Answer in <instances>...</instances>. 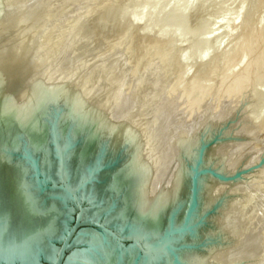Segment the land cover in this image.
<instances>
[{
    "label": "rangeland",
    "instance_id": "1",
    "mask_svg": "<svg viewBox=\"0 0 264 264\" xmlns=\"http://www.w3.org/2000/svg\"><path fill=\"white\" fill-rule=\"evenodd\" d=\"M4 1L5 3L2 2L4 7L11 6L15 2V5L18 4L17 6L13 4L15 8L11 6L14 10L8 9L12 16L18 15L15 11L23 12L27 7L28 10L31 9V13L43 17L37 20L35 18L37 15L34 16L28 10L23 13L18 11L19 14L21 13L19 16L23 17L21 19L18 16V19L22 20L20 21V30L21 28L22 30L18 31L19 38L23 33L21 39L25 38L27 43L24 45L28 47L25 49L30 56L33 55L32 57L38 51L41 53L40 56L39 54L36 55L38 57L35 56L36 59L35 57L32 59L36 60L34 62L43 63L37 81L44 90L48 87L46 91L50 92L49 84L57 85H52L55 81L59 83L57 87L78 88L80 92H84L83 94L90 95L88 97L84 95L88 98V101L86 99L84 102L87 105H98L101 112L105 104L109 103L107 101L110 98L106 97L110 96L107 94L110 93L113 102L110 104V101V108L108 107L111 112H107L109 117L112 116L110 119H113L114 123L119 119L120 123L115 124L116 126L120 128L122 124L126 126L134 122L132 126L136 125L140 129L150 122V125L147 124L149 127L140 129L141 136L144 134L142 140L137 132L139 130L135 132L138 134L139 142L144 140L143 144L138 143L137 148L142 150L146 148L147 151H144L151 156L157 150L158 156L154 153L152 158L157 161L153 160L157 165L154 166V170L156 174L159 172L160 177L163 175L159 178L162 181L157 179L158 181L155 182L156 185L160 184L156 186L158 189L162 188L161 184H164L169 177L170 184H173L171 177H174L173 172L175 173L179 167L175 164L177 161L181 167L183 166V171L186 170L185 164L188 161L184 160L183 156L192 155V159L196 158L198 149L204 148V153L208 151L207 156L210 157V150L217 148L215 150L221 157L216 153L206 161L207 165L206 162L204 163L206 165L204 167L225 177H234L224 186L225 188L223 187L226 191L218 186L221 191L218 197L221 196L223 201L230 199L231 209L227 213L230 218L234 215L231 219L237 226L228 216L226 218L234 226L237 239L235 247L228 251V255L218 254L221 255L219 257L221 259L216 256L213 262L214 264H264V0H31L32 5L28 4L29 0H23L25 3H22V0H15L10 4L9 2L13 0ZM19 4L22 8L26 6L25 10L22 8L15 10L20 8ZM47 18L52 20L48 21ZM41 19L45 20L41 21ZM51 21L53 24L49 23ZM48 23L52 25L51 29L48 28ZM23 26L29 29L25 31ZM32 26L39 28L33 29ZM55 28L62 31L58 29L64 41L59 40L60 33L58 34ZM54 29L58 35L53 34ZM30 31L33 34H30ZM27 32L29 36L25 35ZM50 35L54 39L50 38ZM30 37L36 38L37 41L32 40V42L29 40ZM47 37L49 40L46 39ZM44 41L49 43L41 44ZM55 43L62 49L57 46L54 48ZM46 45L50 46V51ZM56 49H60L61 52ZM31 51H34V54L30 53ZM44 51L46 58H42L45 57L42 56ZM53 53L57 55L56 59ZM43 59L45 61H42ZM49 61H52V66ZM53 66L54 70L50 69ZM42 72H45L44 81L48 78L49 81L45 83L49 86L41 82ZM65 78L67 81H63ZM87 83L88 87L90 85L89 88ZM93 87L98 88V91ZM111 90L114 91L113 96L116 99L112 96ZM123 93H129L128 100H124L121 96ZM98 94L106 96L102 99L106 98L107 101L102 100V96L97 97ZM136 98L138 101L134 102ZM129 99H133V102ZM126 101L131 102L128 107ZM139 102L147 106L145 107L143 103L138 106ZM132 103L135 107L134 104L131 105ZM107 106L105 111L109 110ZM143 106L145 108H141ZM138 111H141L140 114ZM126 113L128 114L125 115ZM105 116L103 123L109 119ZM150 128L151 130H147ZM135 132L133 135H136ZM180 140H186V143L190 141L192 146L197 142L198 147L190 154V150L184 153L180 151ZM147 144L148 147H145ZM140 145L142 148L138 147ZM151 147L156 149L154 148L155 151L150 153ZM219 149L222 152L217 151ZM174 152L178 157L177 160H173L176 161L173 165L169 160L172 158L170 154H175ZM155 157L158 159L156 160ZM161 157L163 162L160 160ZM162 172L163 174H160ZM168 180L166 184H169ZM162 186L164 190L165 186L168 187L165 195L172 190L169 189L171 185ZM159 191L157 192H164L163 189ZM214 202L213 205L218 202L217 199ZM85 207L88 206L85 204ZM206 210H198L194 222L192 221V226L198 224L194 228L197 238L194 241L188 240L187 244L207 246L212 243L213 237L205 235L204 232L210 226L209 220L204 218L205 213L209 211ZM218 212L217 208L215 213ZM200 224L206 226L204 231ZM77 249H79L77 246H72L67 256L71 257ZM225 256H230L232 261L224 263Z\"/></svg>",
    "mask_w": 264,
    "mask_h": 264
},
{
    "label": "water",
    "instance_id": "2",
    "mask_svg": "<svg viewBox=\"0 0 264 264\" xmlns=\"http://www.w3.org/2000/svg\"><path fill=\"white\" fill-rule=\"evenodd\" d=\"M42 108L36 123H22L13 112L0 116L2 242L19 239L46 218L47 213L23 208L18 184L35 209L45 211L50 204L56 208L54 235L41 231L33 238L39 242L34 245V264H67L72 246L79 248L73 253L86 257L89 264H198L201 250L223 242L208 219L223 201L219 196L213 207V203L208 206L211 210L205 208L209 229L204 231L206 226L200 224L205 235L213 237L212 243L187 244L197 238L194 228L198 224L192 226V221L200 210L203 179L228 183L234 178L204 167L208 153L204 148L198 149L196 158L183 156L188 175L174 199L151 222L137 212L134 199L144 174L133 162L127 140L113 143L103 123L90 124L79 109H68L64 102L46 101ZM22 110L27 117L34 116L32 108ZM191 147L189 154L198 146L195 142ZM93 208L98 209L95 214L90 213ZM115 212L117 218L110 219ZM80 234L94 237L77 243ZM50 248L52 259L47 262L44 253Z\"/></svg>",
    "mask_w": 264,
    "mask_h": 264
},
{
    "label": "bare ground",
    "instance_id": "3",
    "mask_svg": "<svg viewBox=\"0 0 264 264\" xmlns=\"http://www.w3.org/2000/svg\"><path fill=\"white\" fill-rule=\"evenodd\" d=\"M0 1H2V0H0ZM17 1H20V0H17ZM23 1V0H22ZM31 0H29L28 2V4H30V5H32V3L30 2ZM2 2H4L5 3V1L3 0ZM2 2H0V3H2ZM13 3V2H15V0H13V1H10L9 2V4L10 3ZM18 3V2H17ZM22 3H25V1H23ZM21 3V4H22ZM27 3V2H26ZM14 5L16 4V2L15 3H13ZM13 4L11 5V6H13ZM2 5L3 6H1L0 5V116L1 115H3V114H6V113H8V112H13V116L15 117V119H18V118H21L22 119V123H25V122H30V123H36L37 122V119L39 118V115L42 113V110H43V108H42V105H43V103L44 102H46V101H52V102H55V101H61V102H64L65 103V105L67 106V108L69 109V108H71V106H73V109L74 110H76V109H79L80 111V114H82L83 113V115H84V117H85V119L90 123V124H92V123H94V124H99V123H103L105 120H104V116H105V114H106V118L107 117H109V112H107V111H110V104H112V102H113V98L112 97H110L111 96V94L110 93H107V94H109L110 96H108L107 94H105V95H107L108 97H106V96H104V97H106V98H110V100H105V99H102V98H104L103 96H102V94H104L103 92H102V94H101V96H99L100 94H98L97 95V97H101V99L102 100H105V102L107 101V102H109L110 103V101H111V103L109 104H105V107H106V105H108L107 106V109H109V110H106L105 111V107H103L104 109H103V111L101 112L99 109H98V105L96 106L95 104L93 105L92 103H90V104H92V105H87L84 101H86V99H87V101H88V98H86V97H88V96H90V95H86V94H83L82 92H80L79 91V89L77 88H74V89H69V87L68 88H65V87H57V85L59 84L58 83V81L56 82L55 81V83L53 82V81H51V83H52V85L53 84H57V85H53V86H51V84H49L50 85V87H49V91L50 92H47L46 90H47V88L45 87L46 85H47V83H45V81H47V79L44 81V73L42 74L43 75V81H41V82H43V85L44 84H46L44 87H45V89L46 90H44L40 85H39V83H38V81H37V79H38V73H39V71L41 70V68L43 67V63L41 62V61H38V62H34V61H36V60H34L33 61V59L32 58H34L36 55H38L39 54V56H40V54L41 53H39V51H38V53L34 56V57H32L33 55H31L30 56V54H29V52H27L28 50L27 49H25V48H28L27 46H25L24 45V43L26 44L27 42H25V38H24V40H22L23 38V33L21 34L22 35V37H20L19 38V35H20V31L22 30V28H21V30H20V24H21V22L20 21H22L21 19L23 18L22 16H19V15H21V13H23V12H25V11H27L28 10V8L26 7H23L22 8V6L20 5V8H16L15 10H17V9H21L22 8V10L24 9L25 11H23V12H21V10L19 11V12H21L20 14H19V12L18 11H15V12H17V16H12V14H10L8 11L9 10H14V9H11L12 7L11 6H8V5H6L5 7H4V4L2 3ZM18 5V4H17ZM17 5H15V6H17ZM26 5V4H25ZM169 5V4H168ZM15 6H13L14 8H15ZM3 7V8H2ZM9 7V8H8ZM6 10H5V9ZM9 9V10H8ZM33 10V9H32ZM29 11V13H31L32 11H31V9L30 10H28ZM31 11V12H30ZM8 12V13H7ZM27 13V12H26ZM31 14H33L34 16L35 15H37V14H34V13H31ZM25 15V14H24ZM151 15V14H150ZM18 16H19V18H21V19H18ZM27 16V15H26ZM25 16V17H26ZM30 16V15H29ZM34 16H32V17H34ZM37 16H39V15H37ZM37 16H35V18L37 19V20H40V17H42V16H39V19H38V17ZM152 17V16H151ZM43 18V17H42ZM17 19V20H16ZM34 19V18H33ZM32 19V20H33ZM48 19V18H47ZM51 18H49L48 19V21L50 20ZM186 19V18H185ZM37 20H36V22H37ZM44 21L45 19H41V21ZM52 20V19H51ZM26 21V20H25ZM30 21V23H31V20H29ZM34 21V20H33ZM41 21H38V22H41ZM47 21V20H46ZM137 21V20H136ZM24 22V21H23ZM35 22V23H36ZM30 23H27V24H30ZM34 23V22H33ZM33 23H31V24H33ZM49 23H52L53 24V21H51V22H49ZM48 23V24H49ZM137 23V22H136ZM47 24V23H46ZM146 24V23H145ZM33 25H35V24H33ZM40 25V24H39ZM42 25H44V23H42ZM51 24H49L48 25V28H52V25H51V27H49ZM149 25V24H148ZM22 26V25H21ZM27 26V25H26ZM29 26V25H28ZM147 26V25H146ZM24 27V26H23ZM33 27V26H32ZM36 27H38L39 28V26H36ZM36 27H33V29L34 28H36ZM54 27V26H53ZM25 29V31H26V29H29V28H27V27H24ZM31 28V27H30ZM45 28H46V25H45ZM157 28V27H156ZM161 28V27H160ZM32 29V30H33ZM43 30H44V27L42 28ZM56 29V28H55ZM55 29H54V32H53V34L55 33V34H57L58 33V29L59 28H57L56 29V31H57V33L55 32ZM62 29H64V27L62 28ZM20 30V31H19ZM40 30V29H39ZM38 30V31H39ZM47 30V29H46ZM49 30V29H48ZM66 30V29H65ZM161 30V29H160ZM19 31V32H18ZM24 31V32H25ZM37 31V32H38ZM59 31H60V29H59ZM33 32H35V30L33 31ZM33 32H31L30 31V34L32 33L33 34ZM49 32V31H48ZM47 32V33H48ZM60 32H62V31H60ZM59 32V33H60ZM66 32V31H65ZM28 33L29 32H27V34H25V35H28ZM41 33H42V31H41ZM45 33H46V31H45ZM58 33V34H59ZM36 34H38V33H36ZM49 34H50V32H49ZM54 34V35H55ZM57 34V35H58ZM63 34H64V30H63ZM47 35V34H46ZM56 35V36H57ZM60 35V38H59V40L62 42V35H61V33L59 34ZM151 35H153V34H151ZM29 36V35H28ZM27 36V37H28ZM37 36H39V34L37 35ZM42 36V35H41ZM45 36V35H44ZM47 36H49V35H47ZM51 36V35H50ZM64 36V35H63ZM26 37V38H27ZM34 37H36V36H34ZM40 37V36H39ZM55 37V36H54ZM58 37V36H57ZM22 38V39H21ZM32 37H30V39L29 40H35V41H37L36 40V38L35 39H31ZM50 38H53L52 36L50 37ZM21 39V40H20ZM46 39H48V37L46 38ZM46 39H43V40H46ZM54 39V38H53ZM28 40V41H29ZM42 40V39H41ZM49 40V39H48ZM47 40V41H48ZM51 40V39H50ZM55 40H56V38H55ZM58 40V41H59ZM31 41H30V44H31ZM46 41V43H49V42H47ZM57 41V42H58ZM64 41V40H63ZM33 42V41H32ZM56 42V43H57ZM45 43V41H44V43H41V44H46ZM53 43V42H52ZM56 43L54 44L55 46H53L54 48L57 46L56 45ZM60 42H58V44H59ZM37 43L35 42V45H36ZM50 44H51V41H50ZM62 44V43H61ZM32 45V44H31ZM30 45V46H31ZM52 45V44H51ZM60 45V44H59ZM25 46V47H24ZM29 46V45H28ZM40 46V45H39ZM47 47H48V45H46ZM45 46V47H46ZM61 46V45H60ZM60 46H57V48H60ZM65 46V44H63L62 45V47H64ZM41 47V46H40ZM50 47V46H49ZM49 47L47 48L49 51H50V49H49ZM52 47V46H51ZM54 48L52 49V50H54ZM36 49H37V47H36ZM46 49V48H45ZM60 49H62V48H60ZM60 49L58 50V49H56L58 52L60 51ZM42 50V49H41ZM47 51V50H46ZM49 51H47L48 53H49ZM34 51H31L30 53H32V54H34L33 53ZM61 52V51H60ZM57 54V53H56ZM61 54V53H60ZM195 54V53H194ZM204 54V53H203ZM213 54V53H212ZM46 54H45V51H44V53L42 54V56H45ZM51 55H52V52H51ZM53 55H54V53H53ZM47 56V55H46ZM46 56L45 57H42V58H46ZM50 56V55H49ZM55 56V59H56V56L57 55H54ZM202 56V55H201ZM205 56H206V54H205ZM36 57H38V56H36ZM36 57H35V59H36ZM52 58H53V56H52ZM59 58V57H58ZM195 58V57H194ZM39 59V58H38ZM37 59V60H38ZM60 59V58H59ZM202 59H204V58H202ZM48 60H49V58H48ZM50 60H51V58H50ZM53 60V59H52ZM42 61H45L44 59L42 60ZM57 62H60V60L58 61V60H56ZM50 62V61H49ZM48 62V63H49ZM52 62V61H51ZM51 62H50V65L52 66V64H51ZM55 62V61H54ZM49 65V66H50ZM55 65V64H54ZM59 65H60V63H59ZM46 66V65H45ZM48 66V67H49ZM56 67H58L57 65H56ZM51 68H53V70H54V66L53 67H50V69ZM47 69V68H46ZM43 70V69H42ZM45 70V69H44ZM56 70V69H55ZM58 70V69H57ZM46 71V70H45ZM54 72V71H53ZM57 72V71H56ZM55 72V73H56ZM52 73V72H51ZM50 72H49V74H51ZM46 75H47V73H46ZM54 75V74H53ZM56 75V74H55ZM90 75V74H89ZM52 76V75H51ZM52 77H54V76H52ZM52 77H50L49 76V78H51V80H52ZM67 77V76H66ZM84 77V80H85V76H83ZM83 77H79V78H83ZM89 77V76H88ZM45 78H46V76H45ZM68 78H70V76H68ZM72 78V77H71ZM55 79V78H54ZM62 79V78H61ZM63 79H64V77H63ZM49 81V80H48ZM47 81V82H48ZM62 80H60V82H61ZM63 81H67V79L65 78V80H63ZM73 80H71V82H72ZM82 81V80H81ZM87 82V81H86ZM86 82H83V83H86ZM90 82V81H89ZM65 83V82H64ZM61 84V83H60ZM89 84H91V83H89ZM49 85H47V86H49ZM86 85V84H85ZM70 86V85H69ZM77 86H78V84H77ZM82 86H84V84H82ZM87 87H88V83H87ZM89 87H90V85H89ZM88 87V88H89ZM92 87V86H91ZM82 88H86V87H82ZM87 88V89H88ZM93 89H95L94 87H93ZM83 90V89H82ZM95 90H97L98 91V88L97 89H95ZM89 91V90H88ZM97 91H96V93H97ZM86 92V91H85ZM92 92V91H91ZM94 92V96L96 95L95 94V91H93ZM111 93H112V96L113 95H115V94H113L114 93V91L113 90H111ZM115 93H117V92H115ZM143 92H141V94H142ZM87 94H89V92L87 93ZM140 94V93H139ZM84 95H86V97L84 96ZM92 94H91V96H93ZM143 95V94H142ZM93 96V97H94ZM121 96H123L124 97V100H128V98H129V93H123ZM113 97H115V96H113ZM118 97V96H117ZM143 99H144V97L143 96H141ZM98 98V99H99ZM111 98H112V100H111ZM119 98V97H118ZM117 98V99H118ZM139 98H140V96H139ZM115 99H116V97H115ZM120 99V98H119ZM142 99V100H143ZM93 101V99H89V101ZM130 100V99H129ZM136 100L138 101V99L136 98L135 99V101L134 102H136ZM141 99H139V101H140ZM95 101H96V99H95ZM98 101V100H97ZM101 101V100H100ZM99 101V102H100ZM130 101H132L133 102V99L132 100H130ZM145 101V100H144ZM143 101V102H144ZM146 101H148V99H146ZM145 101V102H146ZM22 102V103H21ZM99 102H97V103H99ZM101 102H103V101H101ZM126 102H128V101H126ZM142 102V103H143ZM144 102V103H145ZM88 103V102H87ZM96 103V104H97ZM125 103V102H124ZM129 103H131V102H128V104H126L127 105V107H128V105H129ZM142 103H138V106H140L139 104H141V105H143ZM101 104V103H100ZM104 103H102L101 105H103ZM116 104H117V100H116ZM133 104L134 103H132L131 105L133 106ZM137 104V103H136ZM146 104V103H145ZM145 104H144V106H145ZM118 105V104H117ZM123 105V104H122ZM112 106V105H111ZM141 107V108H145V107ZM109 107V108H108ZM122 107H124V105L122 106ZM134 107H135V104H134ZM31 109L32 108V112L31 113H33L34 114V116L33 117H27V111L26 110H22V109ZM136 108H137V106H136ZM140 108V107H139ZM139 108H138V110H139ZM72 109V110H73ZM112 109V108H111ZM118 109H119V107H118ZM122 109V108H121ZM135 109V108H134ZM117 110V109H116ZM115 110V111H116ZM132 110V109H131ZM144 110H146V109H144ZM113 111V110H112ZM126 111H128V110H126ZM125 111V112H126ZM111 112V111H110ZM117 112V111H116ZM132 112H135V111H132ZM131 112V113H132ZM139 112V113H138ZM137 113L138 114H140V112L141 111H138ZM143 112H145V111H143ZM103 113V114H102ZM105 113V114H104ZM115 113V112H114ZM114 113H112V114H114ZM120 112H118V114H119ZM122 113V112H121ZM145 113H148V111L147 112H145ZM128 113H126L125 115H127ZM134 114H136V113H134ZM132 115V114H131ZM141 115H142V113H141ZM148 115V114H147ZM25 116H26V118H25ZM118 116V115H117ZM120 116H122V115H120ZM124 116V115H123ZM130 116V115H129ZM133 116V115H132ZM140 116V115H139ZM138 116V117H139ZM145 116V115H144ZM112 116H110L109 117V119L107 120V122L106 123H103V126L105 127V133L107 134V135H110V139L112 140V142L114 143L115 141H120V140H124V139H126L127 140V142H128V144H129V147H130V151L132 152V154H133V162H135V164L137 165V166H139L140 167V169H141V172H143V174H144V176H143V178H142V180H140V182H139V185H138V188H139V191H138V194H137V197L134 199L135 200V202H136V208H137V212H139V214H141V215H144L145 217H148V218H150L151 220V222H155L156 221V218H157V215H159V212H160V209L162 208V206L165 204V205H167V204H169L173 199H174V197L176 196V194H177V190L179 189V187H180V184H182V179H184L185 177H187V175H188V173H187V169L185 170V171H183V166L181 167V165L179 164V162L177 161H173V160H177V158L176 157H178V156H176L177 154L175 153V152H177V151H175L174 153L175 154H170L171 156H172V158L169 160V161H171V164L173 163V165H174V163L176 164V166H178L179 165V167H177V169H178V171H177V169H176V171H177V176H175L176 174V171H175V173L173 172V174H174V177H171L172 178V182H173V184L171 183L170 184V177L168 178V179H170V180H168L169 181V184L167 183H165L166 181H164V184L165 185H171V186H169V189H172V190H169V192L167 193V195H165L166 194V190H168V187L167 186H165L166 187V189L164 190V186H162V185H164V184H161V187H159V188H161V189H163V191L165 192H162V193H158L157 191H159V190H161V189H158L156 186H160V184L159 185H156V181H158L157 179H159V178H162V176L163 175H161V177L159 176V172L156 174L155 173V167L157 166V165H155V163H153V160L155 161V159H152L154 156H153V154L155 153V154H157L156 153V151H155V149H156V147H154L153 149H152V147L151 148H149L150 149V153L151 152H153V151H155V152H153V154H152V156H151V154H146L147 152H145V151H147V150H142V149H139V148H137V145H139L138 143H142L143 144V142H144V140L143 141H141L142 140V136L144 135L142 132V136H141V134H140V129H144L143 127H145V126H147V127H149L148 125H150V122H149V124L147 125H144L142 128H137L136 127V125L134 126V127H136L135 129H134V127L132 126L133 124H134V122H133V124L131 125V124H126V126H124L123 124H122V126L119 128L118 126H116L115 124H118V123H120V121H116V123H114L115 121L112 119H110ZM115 117V116H114ZM147 117V116H146ZM126 118V117H125ZM133 117H131V119H132ZM139 118H141V117H139ZM144 118V117H143ZM121 119V118H120ZM128 119H129V117H128ZM130 119V120H131ZM127 120V119H126ZM129 120V121H130ZM139 120H142L143 121V119H139ZM146 120V119H145ZM121 121H122V119H121ZM131 121H133V120H131ZM137 121V117H136V119H135V122ZM140 122V121H139ZM123 123V122H122ZM136 124H137V122H136ZM120 125V124H119ZM131 128H133V129H131ZM146 128V127H145ZM132 130H134V131H132ZM135 130L137 131V130H139V131H137L139 134H140V141L141 142H139V140H138V134H137V132H135ZM141 130V131H142ZM147 130H151V128L150 129H147ZM134 132H135V134L137 135H133L134 134ZM144 132H146V131H144ZM109 133V134H108ZM148 133H150L149 131H148ZM146 134V133H145ZM133 135V136H132ZM147 136V135H146ZM147 137H149V134H148V136ZM144 139H145V137H143ZM189 139V138H188ZM190 140H192V139H190ZM149 141V140H148ZM147 141V143H149ZM188 141V140H187ZM195 141V140H194ZM180 151L182 150V152H184V153H186V152H188L189 150H191V146H192V144L190 143V141L189 142H187L186 143V140H183V141H181L180 140ZM197 143V142H196ZM151 144V143H150ZM151 146H153L152 144H151ZM138 147H141L142 148V145H140V146H138ZM145 147H148V144L145 146ZM225 147V146H224ZM216 148V147H215ZM215 148H213V150H210L211 151V154H210V157H209V155L207 156V154H205V160L206 161H209L210 159L209 158H211V157H213V156H215V154L217 153L216 152V150H215ZM219 148V147H218ZM221 148H222V146H221ZM148 149V150H149ZM151 149H152V151H151ZM217 149V148H216ZM223 150H225V149H223ZM217 151H220V152H222L221 151V149H219V150H217ZM225 152V151H224ZM148 153H149V151H148ZM168 154V155H169ZM178 154H179V152H178ZM218 155H219V153H217ZM224 154V153H223ZM166 155H167V153H166ZM157 156H158V154H157ZM181 156H182V154H181ZM180 156V157H181ZM220 156V155H219ZM226 156V155H225ZM165 157V156H164ZM167 157V156H166ZM221 157V156H220ZM224 157V156H223ZM156 158V160L158 159L157 157H155ZM169 158H170V156H169ZM227 158V157H226ZM225 158V159H226ZM182 158H179V160H181ZM161 161H162V157H161V159H160ZM161 161H158V163H161ZM165 161V160H164ZM205 161V162H206ZM155 162H157V161H155ZM163 162V161H162ZM168 162V161H167ZM183 162V161H182ZM165 163H166V161H165ZM169 163V162H168ZM226 163V162H225ZM157 164V163H156ZM163 164V163H162ZM162 164H161V166L160 167H162ZM208 164V162H206V165ZM158 165H160V164H158ZM205 165V164H204ZM155 166V167H154ZM165 166H166V164H165ZM226 166V165H225ZM164 167V166H163ZM223 168V167H222ZM165 169V168H164ZM143 170V171H142ZM159 170V169H158ZM163 171V170H162ZM156 172H157V170H156ZM151 174H153V175H151ZM160 174H163V172L162 173H160ZM166 174V173H165ZM171 175V174H170ZM158 177V178H157ZM166 179V178H165ZM162 181V179H159V181ZM208 180V181H207ZM154 183H155V187H154ZM158 183H160V182H158ZM225 185H228V183H220V182H216V181H214V180H211L210 178H208V177H205L204 179H203V181L201 182V188H200V196H201V198H200V210H204L205 208H207L212 202H213V200L214 199H216L217 197H218V195H219V193L221 192L220 190H219V188H218V186H220V187H222V189H224L225 187ZM231 186V185H230ZM224 187V188H223ZM18 189H19V197L21 198V204H22V206H23V208L24 209H27V210H29V211H31V212H35V213H40V214H42V213H47L46 214V218L44 219V221H43V224L42 225H40V226H38V227H35L31 232H29V233H27L26 235H23V236H21L19 239L17 238V239H15V240H13V241H11V242H2L1 240H0V263H3V264H13V263H17V264H34L33 263V259H34V255H35V253H34V245H35V243L36 244H38L39 242H37V241H35V239H33L34 237H35V235H36V233L37 232H41V231H44L45 233H46V235L47 236H52V235H54L53 233L55 232V230H57V225H55V223H54V220H53V213L55 212V210H56V208H55V206H53L52 204H50L49 206H47V208H46V210L45 211H41V210H38L37 208L35 209V207H34V205H33V201L30 199V197L26 194L27 192H24L23 190H22V187L20 186V184H18ZM158 189V190H157ZM221 189V188H220ZM157 190V191H156ZM225 191H226V189H224ZM227 191H228V189H227ZM231 191H232V189H231ZM160 192V191H159ZM222 192H223V190H222ZM157 193V194H156ZM229 193H230V191H229ZM224 196V195H223ZM224 197H228V196H224ZM19 198V199H20ZM235 200V199H234ZM231 201H232V199H231ZM234 202V201H233ZM233 202H232V204H233ZM215 203V202H214ZM242 203H243V201H242ZM222 204V205H221ZM221 204L219 205V207H218V209H219V212L218 213H215V212H213V214L211 215V216H209V220L212 222V226H213V229H214V231H216V232H218L220 235H221V238H222V240H223V242H221V243H219V244H212V245H209V246H207L205 249H203V250H201L202 252H200V254H198V256H197V258H196V260H197V263L198 264H214V262H213V259L217 256V258H219L222 254H227L228 255V251H230L231 249H232V247H235V242H236V235H235V228H234V226L232 225V223L231 222H233L232 220L233 219H231L233 216H231V218L229 217V215H228V213H229V210L231 209V204H230V199H228L227 198V200H224V201H222L221 202ZM213 205V204H212ZM220 206H221V208H220ZM233 206V205H232ZM240 206V205H239ZM234 208V207H233ZM238 208V207H237ZM98 211V209H95V208H93V209H91V214H95L96 212ZM216 211H217V209H216ZM228 212V213H227ZM233 211H231V213H232ZM202 213V212H201ZM200 214V213H199ZM233 214V213H232ZM232 214H230V215H232ZM117 216L118 215H116V212L115 213H113L112 215H111V218L110 219H115V218H117ZM229 217L230 219H231V222L230 221H228L227 220V218L226 217ZM234 218V217H233ZM236 219V218H235ZM194 222V221H193ZM234 223V222H233ZM235 225H236V223H234ZM237 226V225H236ZM237 229V228H236ZM2 230H3V227H2V225L0 226V236H1V233H2ZM212 232V231H211ZM207 233H210V232H207ZM94 236L93 235H90V234H80L78 237H77V240H76V242L77 243H82V242H88V241H91V238H93ZM28 240H30V241H28ZM42 245V248H45L44 247V243L43 244H41ZM50 252H45L44 253V259L47 261V262H50L51 261V259H52V251H53V248H50ZM107 250H105V252H106ZM218 254H221V255H219L218 256ZM226 257V258H225ZM224 257V263L225 262H230V261H232L231 259H230V256H225ZM219 259H221V258H219ZM215 261V260H214ZM195 262V261H194ZM215 262H218V261H215ZM66 263L67 264H89V261H88V259L86 258V257H82V256H78V254H73L71 257L70 256H67L66 257ZM163 264H168L167 262H163Z\"/></svg>",
    "mask_w": 264,
    "mask_h": 264
}]
</instances>
